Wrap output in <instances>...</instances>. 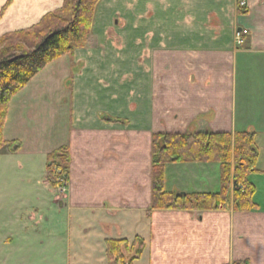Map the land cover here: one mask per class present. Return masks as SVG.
<instances>
[{"label": "crops", "instance_id": "obj_1", "mask_svg": "<svg viewBox=\"0 0 264 264\" xmlns=\"http://www.w3.org/2000/svg\"><path fill=\"white\" fill-rule=\"evenodd\" d=\"M237 2L100 0L85 46L47 64L9 102L3 138L13 150L2 154H19L29 190L38 177L48 183L47 154L67 145L69 179L56 202L79 207L86 228L96 226L104 241L126 237L114 217L139 212L131 234L144 248L132 264H264L259 204L247 212L146 214L155 133L254 131L259 158L248 177L264 176V0H246L241 13ZM62 3L0 0V35L38 23ZM239 29L247 30L241 45ZM170 167L183 177L168 192L219 188L216 163Z\"/></svg>", "mask_w": 264, "mask_h": 264}, {"label": "trees", "instance_id": "obj_2", "mask_svg": "<svg viewBox=\"0 0 264 264\" xmlns=\"http://www.w3.org/2000/svg\"><path fill=\"white\" fill-rule=\"evenodd\" d=\"M100 0H63L62 6L45 13L38 23L0 35V153L12 151L13 143L3 138V127L12 97L23 89L45 66L85 46L95 6ZM244 9L239 8V12ZM1 14V13H0ZM151 198L146 214L157 209L225 210L257 209L256 188L249 174L256 172L259 149L254 131L161 132L151 137ZM71 155L67 145L46 157V178L53 188L69 179ZM173 163H216L219 189L213 192H168L164 189V170ZM61 180V181H60ZM144 248L135 237L107 239L105 256L114 264H132ZM134 256L128 260L124 253Z\"/></svg>", "mask_w": 264, "mask_h": 264}, {"label": "rangeland", "instance_id": "obj_3", "mask_svg": "<svg viewBox=\"0 0 264 264\" xmlns=\"http://www.w3.org/2000/svg\"><path fill=\"white\" fill-rule=\"evenodd\" d=\"M18 157L19 154L0 153V264H105V241L96 226L86 228L88 222L79 207L62 208L56 202V194L61 196L65 192L59 193L58 187L65 182L54 191L45 179L38 177L37 188L32 192L23 182L28 172L26 168L20 169ZM182 174L179 168H166L164 189L181 182ZM252 180L256 188L254 201L264 208V176H255ZM31 206L38 208L37 214L28 211ZM138 216L139 212L112 216L128 231L126 237L108 239H126L132 243L135 236L131 234L134 227L131 221H136ZM99 219L103 220V216ZM132 256L131 251L124 253L127 260Z\"/></svg>", "mask_w": 264, "mask_h": 264}, {"label": "built area", "instance_id": "obj_4", "mask_svg": "<svg viewBox=\"0 0 264 264\" xmlns=\"http://www.w3.org/2000/svg\"><path fill=\"white\" fill-rule=\"evenodd\" d=\"M237 4L239 8L244 9L246 7V0H238ZM246 34H247V30H244V29H239L236 32L235 38H236L237 45H241L244 43V40H245L244 36ZM64 190H65V185L58 187L59 193L64 192Z\"/></svg>", "mask_w": 264, "mask_h": 264}]
</instances>
